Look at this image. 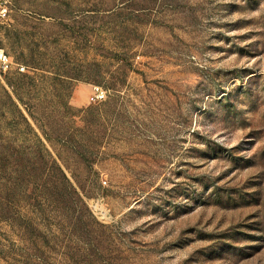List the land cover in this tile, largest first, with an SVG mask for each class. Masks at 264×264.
Instances as JSON below:
<instances>
[{"label": "rangeland", "instance_id": "374dc122", "mask_svg": "<svg viewBox=\"0 0 264 264\" xmlns=\"http://www.w3.org/2000/svg\"><path fill=\"white\" fill-rule=\"evenodd\" d=\"M7 7L0 264H264V0Z\"/></svg>", "mask_w": 264, "mask_h": 264}, {"label": "built area", "instance_id": "2783aa9c", "mask_svg": "<svg viewBox=\"0 0 264 264\" xmlns=\"http://www.w3.org/2000/svg\"><path fill=\"white\" fill-rule=\"evenodd\" d=\"M7 0H0V22L7 20ZM25 66L15 63L12 57L0 46V73L23 72ZM105 91L98 85H92L89 94L90 102H99L105 98Z\"/></svg>", "mask_w": 264, "mask_h": 264}, {"label": "trees", "instance_id": "16d2710c", "mask_svg": "<svg viewBox=\"0 0 264 264\" xmlns=\"http://www.w3.org/2000/svg\"><path fill=\"white\" fill-rule=\"evenodd\" d=\"M16 73H18V72H16ZM15 92V91H14Z\"/></svg>", "mask_w": 264, "mask_h": 264}]
</instances>
